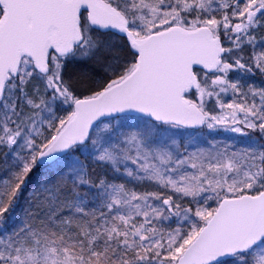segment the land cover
<instances>
[{
  "label": "snow or ice",
  "instance_id": "6c2138e0",
  "mask_svg": "<svg viewBox=\"0 0 264 264\" xmlns=\"http://www.w3.org/2000/svg\"><path fill=\"white\" fill-rule=\"evenodd\" d=\"M0 264H264V0H0Z\"/></svg>",
  "mask_w": 264,
  "mask_h": 264
}]
</instances>
